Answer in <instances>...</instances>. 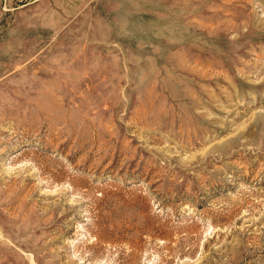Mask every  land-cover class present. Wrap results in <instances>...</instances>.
<instances>
[{"label":"rangeland","instance_id":"rangeland-1","mask_svg":"<svg viewBox=\"0 0 264 264\" xmlns=\"http://www.w3.org/2000/svg\"><path fill=\"white\" fill-rule=\"evenodd\" d=\"M0 264H264V0H0Z\"/></svg>","mask_w":264,"mask_h":264}]
</instances>
